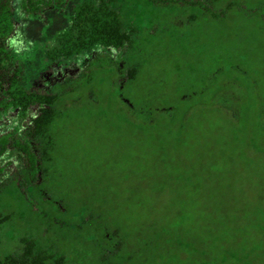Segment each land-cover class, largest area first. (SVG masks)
<instances>
[{
	"label": "rangeland",
	"instance_id": "rangeland-1",
	"mask_svg": "<svg viewBox=\"0 0 264 264\" xmlns=\"http://www.w3.org/2000/svg\"><path fill=\"white\" fill-rule=\"evenodd\" d=\"M203 2L120 0L133 45L60 77L37 52L64 3L39 18L14 0L22 79L61 96L50 172L34 182L11 159L0 176V255L32 236L75 264L119 242L113 264H264V0ZM1 135L25 137L16 113Z\"/></svg>",
	"mask_w": 264,
	"mask_h": 264
},
{
	"label": "trees",
	"instance_id": "trees-1",
	"mask_svg": "<svg viewBox=\"0 0 264 264\" xmlns=\"http://www.w3.org/2000/svg\"><path fill=\"white\" fill-rule=\"evenodd\" d=\"M161 1L165 4L199 5L211 11L203 0ZM63 3L66 22L39 45L37 52L47 74L57 69L54 75L64 76L70 72L76 58L97 47L123 50L133 45L136 29L127 24L120 0H20L26 15L32 14L39 18L44 17V10H53ZM13 4L14 0H0V116L16 113L20 125L26 128V135L24 138L0 136V176L6 171L7 161L13 159L36 182L41 173L48 174L52 169L50 166L57 149L58 136L52 132L51 126L58 116L55 104L61 93L34 90L22 79L24 69L19 60L21 53L28 47H24V40L13 38L17 27ZM210 13L216 15L215 12ZM138 72L139 63L136 62L127 68L125 79L133 80ZM4 183L3 179L0 180V189ZM10 218L9 213L0 214V226ZM122 243L115 244L112 252H101L103 264H113L112 257L121 249ZM0 264L75 263L63 252L51 246H41L36 238L21 236L20 247L0 255Z\"/></svg>",
	"mask_w": 264,
	"mask_h": 264
}]
</instances>
